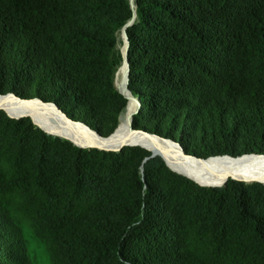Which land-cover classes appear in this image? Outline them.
I'll use <instances>...</instances> for the list:
<instances>
[{"label": "trees", "instance_id": "1", "mask_svg": "<svg viewBox=\"0 0 264 264\" xmlns=\"http://www.w3.org/2000/svg\"><path fill=\"white\" fill-rule=\"evenodd\" d=\"M0 0V96L104 138L129 39L134 128L193 158L263 154L264 0ZM139 148L84 150L0 112V264H264V185L205 188ZM251 185V184H249Z\"/></svg>", "mask_w": 264, "mask_h": 264}, {"label": "bare ground", "instance_id": "2", "mask_svg": "<svg viewBox=\"0 0 264 264\" xmlns=\"http://www.w3.org/2000/svg\"><path fill=\"white\" fill-rule=\"evenodd\" d=\"M122 39L121 53L125 59L127 46L123 35ZM127 77L128 69L125 60L120 73V89L123 90L121 93L129 99V104L121 117L116 132L106 139H100L96 132L95 134L80 123L71 122L54 106L43 104L37 99L22 102L11 95L0 96V110H5L13 118L29 117L42 130L67 139L80 148L97 147L106 151H119L126 146H142L154 154L162 156L173 171L187 176L204 187L222 186L231 179L247 184L254 182L264 184V155H249L237 159L219 156L198 160V158L188 155L186 157L177 146L171 143L133 132L130 124L135 113L136 102L131 95L124 93L126 92L124 89L127 85Z\"/></svg>", "mask_w": 264, "mask_h": 264}, {"label": "rangeland", "instance_id": "3", "mask_svg": "<svg viewBox=\"0 0 264 264\" xmlns=\"http://www.w3.org/2000/svg\"><path fill=\"white\" fill-rule=\"evenodd\" d=\"M122 35H123V30L120 32V36H119V48H120V52H121V47H122V44H123V39H122ZM124 62H125V59L123 58V61H122V64H121V66L119 67V69H118V72H117V74H116V89H118L120 92H123V90H121L120 88H121V83H120V81H121V78H120V73H121V71H122V69H123V67H124ZM127 85H126V87H125V89H124V91H126V92H124L125 94H127L128 92H127ZM117 90V91H118ZM127 99V98H126ZM128 100V99H127ZM135 101V100H134ZM134 108H135V113H134V116H133V118H131V124H130V127H131V129H132V131L133 132H138L139 130H137V129H135L134 128V117L138 114V111H139V109H140V105L139 104H137V103H135V105H134ZM0 112H3V113H6V114H8L5 110H0ZM124 114V113H123ZM123 114L121 115V117L123 116ZM8 116L10 117V118H12V119H15V120H20V119H24V118H28V119H30L31 121H32V119L31 118H29V117H21V118H13V117H11L9 114H8ZM121 117H120V121H121ZM67 118V117H66ZM67 119H69V118H67ZM71 120V119H70ZM73 121V120H72ZM33 122V121H32ZM75 122V121H74ZM34 123V122H33ZM76 123H80V122H76ZM35 124V123H34ZM80 124H82V125H84V126H86V127H88L87 125H85L84 123H80ZM35 126H37L36 124H35ZM38 127V126H37ZM39 128V127H38ZM91 131H93L90 127H88ZM39 129H41V128H39ZM42 130V129H41ZM44 132H46V133H48L50 136H53V137H55V138H61V139H63V140H66V139H64V138H62V137H60V136H57V135H54V134H51V133H49V132H47V131H45V130H43ZM94 133H95V131H93ZM96 134V133H95ZM98 134V133H97ZM150 134V133H149ZM99 135V134H98ZM152 135H155V134H152ZM101 136V135H100ZM153 138V137H152ZM156 139H158V140H160V141H163V142H166V143H171V144H173V145H175V146H177L179 149H180V151H181V153L183 154V155H186V157H187V154L185 153V151H184V149L182 148V146L178 143V142H176V141H173V140H170V139H165V138H162V137H160V136H158V135H156V137H155ZM66 141H69V140H66ZM70 142V141H69ZM72 144H74L73 142H71ZM75 145V144H74ZM76 146V145H75ZM76 147H78V146H76ZM79 148V147H78ZM129 148H139V149H142V150H144V151H147V152H150L151 153V155L153 154L151 151H149L148 149H146V148H144V147H142V146H126V147H124L123 149H121L120 151H106V152H115V153H119V152H121V151H123V150H126V149H129ZM82 149H84V150H99V148H97V147H89V148H82ZM101 151H104L103 149H101ZM255 155H264V151H263V154H251V156H255ZM219 157V156H218ZM222 157H227V156H222ZM264 157V156H263ZM151 158H160V159H162L165 163H166V165L169 167V165L167 164V162L165 161V159L162 157V156H160V155H155V156H151ZM169 169L170 170H172L170 167H169ZM173 171V170H172ZM174 173H176V174H178V175H181V176H183V177H185V178H188L187 176H185V175H182V174H179V173H177V172H175V171H173ZM188 179H190V178H188ZM190 180H192V179H190ZM193 182H195L194 180H192ZM232 181H236V180H234V179H231L228 183H230V182H232ZM238 181V180H237ZM239 182V181H238ZM197 183V182H196ZM227 183V184H228ZM243 183V182H242ZM198 184V183H197ZM227 184H225V185H222V186H217V187H213V186H205V188H222V187H225ZM244 184L247 186V187H252V186H255V185H257V184H260V185H264L263 183H260V182H254V183H251V185H249V184H247V183H245L244 182ZM198 185H200V184H198ZM200 186H202V185H200ZM204 187V186H203ZM23 228H24V231H25V234H26V238L28 239V241H29V243H30V250H31V253H32V255L35 257V260H36V264H50V260H49V255H48V253H47V249H46V246L42 243V242H40L36 237H35V235H34V232H33V230L30 228V226H29V223L27 222V221H23Z\"/></svg>", "mask_w": 264, "mask_h": 264}, {"label": "water", "instance_id": "4", "mask_svg": "<svg viewBox=\"0 0 264 264\" xmlns=\"http://www.w3.org/2000/svg\"><path fill=\"white\" fill-rule=\"evenodd\" d=\"M131 4H132V6H133V8H135V4H134V0H131ZM136 9V8H135ZM136 18H137V14H136V10H135V14H134V18H133V20L131 21V22H129L125 27H124V29H123V36H124V38H125V41H126V46H127V48H126V57H125V60H126V66H127V69H128V77H127V92H128V94L129 95H131V97L135 100V102L137 103V104H139L140 105V103H139V101L131 94V92H130V90H129V88H128V86H129V81H130V78H129V74H130V67H129V63H128V52H129V39H128V36H127V28H129L130 26H132L133 24H134V22H135V20H136ZM117 87V86H116ZM118 90V89H117ZM119 92V91H118ZM120 93V92H119ZM120 94H122V93H120ZM9 95H11V96H13L14 98H16L17 100H19V101H22V102H30V101H33V100H22V99H20V98H18L17 96H15V95H13V94H9ZM9 95H7V96H9ZM123 95V94H122ZM125 98H126V96L125 95H123ZM36 100V99H35ZM39 102H41V103H43V104H49V105H52V106H54L61 114H63L64 115V113H63V111L56 105V104H53V103H44L43 101H41V100H39V99H37ZM66 116V115H65ZM71 122H73V123H75L76 124V122H74V121H72L71 120ZM137 133H140L141 135H143V136H150V137H156V135H152V134H149V133H147V132H144V131H138ZM98 137H100V139H106V138H104V137H102V136H100V135H98ZM67 140V139H66ZM71 142V141H70ZM80 148V147H79ZM123 149V148H122ZM99 150H101V149H99ZM104 151H106V150H104ZM120 151V150H119ZM153 153V152H152ZM156 154H152V157L153 156H155ZM245 156H249V155H245ZM230 157V156H229ZM231 158H233V157H231ZM233 159H237V158H233ZM198 160H201V159H199L198 158Z\"/></svg>", "mask_w": 264, "mask_h": 264}]
</instances>
